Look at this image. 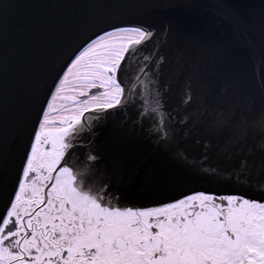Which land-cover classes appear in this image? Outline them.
I'll list each match as a JSON object with an SVG mask.
<instances>
[{
    "label": "snow or ice",
    "instance_id": "1",
    "mask_svg": "<svg viewBox=\"0 0 264 264\" xmlns=\"http://www.w3.org/2000/svg\"><path fill=\"white\" fill-rule=\"evenodd\" d=\"M176 6L137 5L152 16ZM14 7L0 4V32ZM106 23L63 63L28 140L0 136V264H264V135L250 132L257 105L264 128V95L257 101L236 81L166 73L161 37L171 21ZM116 115L197 178L227 185L226 194L190 190L157 206H122L145 167L101 154L102 129ZM179 183L162 178L160 187Z\"/></svg>",
    "mask_w": 264,
    "mask_h": 264
},
{
    "label": "water",
    "instance_id": "2",
    "mask_svg": "<svg viewBox=\"0 0 264 264\" xmlns=\"http://www.w3.org/2000/svg\"><path fill=\"white\" fill-rule=\"evenodd\" d=\"M6 2L16 7L7 31L0 32V136L21 135L26 142L49 85L69 55L106 22L122 19L143 18L158 27L172 22V31L161 39H166L162 53L169 60L165 71L174 78L199 73L216 85L239 82L257 101L264 95V0H171L177 6L163 16L144 14L137 7L142 0H0ZM178 49L184 51L182 59ZM261 120L257 105L250 116L257 140L264 135ZM97 146L106 162L119 159L125 166L145 167L144 183L126 192L122 206L157 203L190 190L226 194L227 185L197 178L194 167L134 137L118 115L109 117ZM162 178L180 183L162 190ZM5 199L0 196V211Z\"/></svg>",
    "mask_w": 264,
    "mask_h": 264
},
{
    "label": "flooded vegetation",
    "instance_id": "3",
    "mask_svg": "<svg viewBox=\"0 0 264 264\" xmlns=\"http://www.w3.org/2000/svg\"><path fill=\"white\" fill-rule=\"evenodd\" d=\"M218 194V193H217ZM223 194V193H222ZM152 206H157V203H150V204H147V205H143V206H140V205H137L135 207H152Z\"/></svg>",
    "mask_w": 264,
    "mask_h": 264
}]
</instances>
